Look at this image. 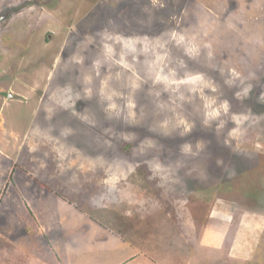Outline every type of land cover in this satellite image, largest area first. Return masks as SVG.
Segmentation results:
<instances>
[{
	"label": "rangeland",
	"instance_id": "obj_1",
	"mask_svg": "<svg viewBox=\"0 0 264 264\" xmlns=\"http://www.w3.org/2000/svg\"><path fill=\"white\" fill-rule=\"evenodd\" d=\"M94 230L264 264V0H0V264L91 261Z\"/></svg>",
	"mask_w": 264,
	"mask_h": 264
},
{
	"label": "crops",
	"instance_id": "obj_2",
	"mask_svg": "<svg viewBox=\"0 0 264 264\" xmlns=\"http://www.w3.org/2000/svg\"><path fill=\"white\" fill-rule=\"evenodd\" d=\"M71 208H73L75 211H77L80 215H82V218H83V216H85L86 217V214L84 213V212H82L77 206H75L74 204L71 206ZM62 216H64V215H60L59 217H57V220L59 221V219H60V217H62ZM89 221H91V222H94V220H92V219H89ZM95 223V222H94ZM59 226L61 225V224H58ZM95 225H96V223H95ZM43 227H44V229H43V232H45L47 229L45 228V227H49V226H47V225H42ZM105 229V228H104ZM116 235V234H115ZM70 236V235H69ZM40 237H41V234H40ZM45 237V236H44ZM44 237L42 238V239H44ZM89 237H91L94 241L92 242V243H94L93 244V246L92 245H84L83 246V248H85L84 249V251L85 252H87V253H89V255H91V257H92V260L91 261H87V260H85V258H84V256H83V258H81L80 259V261H81V263H77V261L76 260H74V264H96V262H98V264H134L133 263V261H129L130 260V256L129 257H127V252H128V248H126V247H122V245H121V247L123 248H120V245L119 246H115V244H112V249H108V251L106 252V250H105V248L104 247H96L95 246V243H96V239L98 240L99 238H100V240H98V243L99 244H101L99 241H102V239H104L103 241L104 242H109L110 243V241L109 240H111L112 239V237H106V236H95V230H94V233H91V236H89ZM88 237V238H89ZM116 237H118L119 238V236H117L116 235ZM60 238H63V235H62V237L60 236ZM113 238L115 239V237L113 236ZM114 239H112V240H114ZM63 241H64V243H65V245L66 244H68L69 245V238L67 237L66 238V236H64V239H62ZM50 244H48V246H49ZM106 245V247H107V245L108 244H105ZM108 246H110V245H108ZM82 248V249H83ZM64 250L65 251H69L68 250V246H66V248H64ZM118 251H122L123 252V254L120 256V255H116L115 253L116 252H118ZM54 252V251H53ZM98 252V253H97ZM100 252H103L104 253V255L103 256H101V258H99V254H100ZM66 255H68L69 257H71L72 255H70L69 253H67ZM51 257H52V254L50 255V259H51ZM49 259V257L47 258V260ZM94 259V260H93ZM115 262V263H114ZM50 264V263H49Z\"/></svg>",
	"mask_w": 264,
	"mask_h": 264
}]
</instances>
